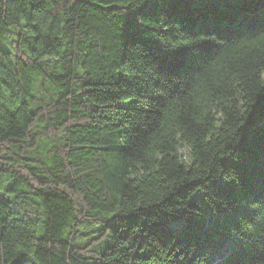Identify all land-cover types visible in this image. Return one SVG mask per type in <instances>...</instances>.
<instances>
[{
  "label": "trees",
  "instance_id": "1",
  "mask_svg": "<svg viewBox=\"0 0 264 264\" xmlns=\"http://www.w3.org/2000/svg\"><path fill=\"white\" fill-rule=\"evenodd\" d=\"M264 0H0V264H264Z\"/></svg>",
  "mask_w": 264,
  "mask_h": 264
},
{
  "label": "rangeland",
  "instance_id": "2",
  "mask_svg": "<svg viewBox=\"0 0 264 264\" xmlns=\"http://www.w3.org/2000/svg\"><path fill=\"white\" fill-rule=\"evenodd\" d=\"M259 128L264 129V120H261L259 123Z\"/></svg>",
  "mask_w": 264,
  "mask_h": 264
}]
</instances>
